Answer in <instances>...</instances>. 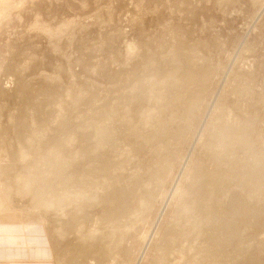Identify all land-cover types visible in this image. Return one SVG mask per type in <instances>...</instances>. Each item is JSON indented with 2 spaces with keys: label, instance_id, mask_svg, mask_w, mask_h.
Segmentation results:
<instances>
[{
  "label": "rangeland",
  "instance_id": "374dc122",
  "mask_svg": "<svg viewBox=\"0 0 264 264\" xmlns=\"http://www.w3.org/2000/svg\"><path fill=\"white\" fill-rule=\"evenodd\" d=\"M0 264H264V0H0Z\"/></svg>",
  "mask_w": 264,
  "mask_h": 264
},
{
  "label": "bare ground",
  "instance_id": "6f19581e",
  "mask_svg": "<svg viewBox=\"0 0 264 264\" xmlns=\"http://www.w3.org/2000/svg\"><path fill=\"white\" fill-rule=\"evenodd\" d=\"M193 190H194V189H193ZM197 194H199V193H197ZM207 198H208V197H207ZM197 201H198V200H197ZM256 204H257V203H256ZM204 206H205V205H204ZM118 207H119V206H118ZM204 208H205V207H204ZM118 209H119V208H118ZM205 209H206V208H205ZM195 224H196V223H195ZM212 233H213V232H212ZM194 234H195V233H194ZM33 238H34V237H33ZM181 238H182V237H181ZM34 240H35V239H34ZM200 241H201V240H200ZM34 242H35V241H34ZM39 242H40V241H39ZM182 244H183V243H182ZM183 245H184V244H183ZM190 245H191V244H190ZM21 249H22V248H21ZM18 250H19V249H18ZM18 250H17V251H18ZM17 251H16V252H17ZM18 252H20V251H18ZM203 253H204V252H203ZM15 254H16V253H15ZM17 254H18V253H17ZM19 254H23V252H22V253L20 252ZM26 256H27V255H26ZM178 260H179V259H178Z\"/></svg>",
  "mask_w": 264,
  "mask_h": 264
}]
</instances>
